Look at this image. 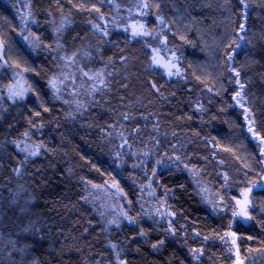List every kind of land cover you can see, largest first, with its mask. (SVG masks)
<instances>
[{
    "label": "trees",
    "instance_id": "1",
    "mask_svg": "<svg viewBox=\"0 0 264 264\" xmlns=\"http://www.w3.org/2000/svg\"><path fill=\"white\" fill-rule=\"evenodd\" d=\"M33 1L43 18L38 32L43 48L34 56L20 42L13 8L0 0L8 70L23 71L31 93L8 98L3 89L8 71L0 80V264H231L222 243L227 230L241 239L250 264H264L260 185L251 187L249 224H232L208 210L181 165L156 174L169 221L101 227L84 206V182L111 181L134 219L138 189L155 164V159L138 163L134 154L141 151H152L157 159L181 155L183 165L201 169L209 152V142L203 144L209 132L203 94L208 99L211 94L210 114L218 121L208 134L212 142L233 156L249 182L259 183L262 159L244 129L243 109L235 104H243L257 137L264 138V0H167L169 42L187 83L150 69L149 49L140 40L130 41L121 32L106 40L91 29L98 13L109 12L106 0ZM147 3L153 17L158 0ZM51 18L58 22L56 32L49 27ZM149 27L154 30L153 21ZM70 59L78 70L105 73L111 86L83 126L69 122L50 83ZM197 103L208 110L203 123ZM155 120L183 135L180 149L170 141L156 145ZM120 124L124 149L108 136ZM34 126L45 136L37 159L17 148Z\"/></svg>",
    "mask_w": 264,
    "mask_h": 264
},
{
    "label": "rangeland",
    "instance_id": "2",
    "mask_svg": "<svg viewBox=\"0 0 264 264\" xmlns=\"http://www.w3.org/2000/svg\"><path fill=\"white\" fill-rule=\"evenodd\" d=\"M4 1L11 6V9L13 8L12 11L18 20L20 42L33 56L36 55L43 48L38 34L41 31L43 18L38 14L34 1L12 0L11 3H9V0ZM144 3H147V0H106L104 5H107L109 12L98 13L89 22V26L95 33L106 40H109L113 33L118 32L123 33L130 41L140 40L149 49L150 59L147 66L150 69L162 72L167 79H175L187 83L190 79L183 73L179 59L174 52L175 47L169 42L170 26L166 18L167 0H158L159 5L153 17L151 6L147 3L148 7H143ZM161 19L164 21L163 23H161ZM152 21L155 24L153 31L149 27ZM57 23L52 18L50 19L49 27L54 32L58 30L59 25ZM140 25L144 26L143 29L140 28ZM134 30L149 34L133 36ZM154 49L158 50L159 57L162 58L163 63H167L170 66L174 65V67H171L173 73L171 76L168 75V68L154 62L153 56L157 54L153 51ZM7 64L4 57L3 45L0 48V80L3 79V76L8 71V83L3 88L5 95L8 98L30 97L31 93L27 84L26 74L17 68L8 70ZM74 64L76 65L74 59L67 61L64 71L58 78L54 79L56 87L53 88L51 86V88L60 102H63L67 110L66 114L69 122H77L83 126L85 123L91 121L92 110L101 107L100 101L104 100L101 96L109 91L111 86L105 73L78 70ZM85 73L88 75H85ZM116 73L118 75L121 74L120 70ZM108 76L110 77L111 74L109 73ZM10 88L13 91H22L23 95H11ZM198 97H204L203 100L209 103V132H207V137H205L203 143L204 147H206L209 142V152L206 156V161L204 160L203 162L202 168L191 169L183 165L181 155L167 154V157L162 155L157 159V156L153 155L152 151H141L134 154V157L138 159V163L141 165H146V163L155 159L154 172L151 175H145L146 181L138 189L139 199L134 219L126 211L127 201L125 196L114 182H103L100 180L97 183L84 182V206L91 212L92 216L94 215L101 227L120 221H128L130 223L135 220L149 221L152 219L169 221L172 215L167 208L164 198H160L161 194L156 182V174L160 170L173 167L174 165H181V168L187 172L198 195L213 214L229 217L232 224L240 222L244 224L250 223L251 199L248 190L252 189L251 187L255 185H264V155H262L264 144H261L260 139L255 133L252 117L241 106L243 105L241 102H236L235 105H238L241 110L243 109L242 118L246 122L244 129L251 142L256 146L262 159L263 170L260 173L259 183H251L246 179V174L233 156L216 147L210 135H208L211 134V130L215 129L218 123L217 118L210 114V105H212L211 94H209V99L204 94L202 97L198 94ZM195 111H197L200 120H202L201 123H203V118L208 115L207 108H204L203 104L200 106V103H197ZM123 121H126V118ZM162 121L159 120L157 123V120H155L154 122L157 125L156 145H159V141L163 143L170 141L173 144L174 150L180 149V146L185 142L183 135L180 132L172 133V130L168 131L163 126L165 123ZM37 128L38 126H34L17 145L19 151L30 154L33 159L41 158L42 149L44 148L42 139L45 136ZM121 128V124L120 126L112 127L111 131L108 132V136L115 138L119 142L121 149H124L123 145H126V137ZM249 128H252L253 131H249ZM201 133L203 135L206 132ZM34 150L37 154L32 155L31 153ZM165 151L169 152L170 148ZM143 170L146 169L144 168ZM242 193H247V200L249 201L246 206L247 217L241 214V210L244 207V196L241 195ZM238 200L242 203L238 204ZM234 213L236 214L234 215ZM222 243L232 260L231 264H250L249 257L240 250L241 239L236 237L233 231L227 230L224 233Z\"/></svg>",
    "mask_w": 264,
    "mask_h": 264
},
{
    "label": "snow or ice",
    "instance_id": "3",
    "mask_svg": "<svg viewBox=\"0 0 264 264\" xmlns=\"http://www.w3.org/2000/svg\"><path fill=\"white\" fill-rule=\"evenodd\" d=\"M143 7H148V4L147 3H144L143 4ZM97 11H99V9H97ZM163 22L164 21L161 19V23H163ZM143 27H144L143 25H140V28L141 29H143ZM133 28H135V26H133ZM132 34H133V36H135V35H139V34L148 35L149 33H147V32L140 33V32H137V31L134 30ZM237 46H239V45H237ZM2 47H3V42L0 41V48H2ZM153 51L157 53L155 56H153L154 62L157 63L158 65L162 66V67L168 68L169 69L168 75L171 76L173 74L172 71H171V67H174V65H171L170 66L167 63H163L162 62V58L159 57L158 50H155L154 49ZM85 75H88V74L85 73ZM237 75H239V73H237ZM50 83H51V85H52L53 88L56 87V81L55 80L51 81ZM242 87H243V85H241V88ZM9 91H10L11 95H13V96H22L23 95V92L22 91H13L11 88L9 89ZM237 96H240V93L239 92H237ZM238 103H239V101H238ZM241 106H243V105H241ZM249 131H253V129L252 128H249ZM260 142H261V144H264V138H261ZM31 154L32 155H35L37 153L34 150ZM262 155H264V152H262ZM261 187H264V185H261ZM248 191H251V189H249ZM241 195L244 196V201H243L244 207L241 210V214H243V215H245L247 217L248 214H247V211H246V206L249 203V201L247 200V193H242ZM237 203L238 204H241L242 202L238 200ZM235 214L236 213H234V215ZM233 243H235V241H233Z\"/></svg>",
    "mask_w": 264,
    "mask_h": 264
},
{
    "label": "water",
    "instance_id": "4",
    "mask_svg": "<svg viewBox=\"0 0 264 264\" xmlns=\"http://www.w3.org/2000/svg\"><path fill=\"white\" fill-rule=\"evenodd\" d=\"M252 190V189H251ZM249 193H250V191H249Z\"/></svg>",
    "mask_w": 264,
    "mask_h": 264
}]
</instances>
